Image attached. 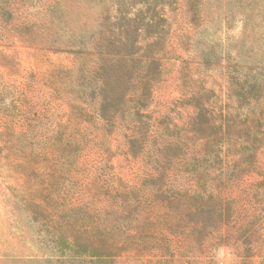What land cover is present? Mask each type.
<instances>
[{
	"label": "rangeland",
	"instance_id": "1",
	"mask_svg": "<svg viewBox=\"0 0 264 264\" xmlns=\"http://www.w3.org/2000/svg\"><path fill=\"white\" fill-rule=\"evenodd\" d=\"M67 39L102 41L116 55L138 40L129 90L150 78L148 98L128 100L110 128L71 111L68 94L79 98L68 70L80 56L62 49ZM237 68L264 85L261 1L0 0V264H97L65 239L104 249L107 264H264V143L221 163L205 144L213 130L191 120L199 97L242 122L261 115L235 95ZM196 154L211 160L196 168ZM208 164L225 170L207 182L212 201L200 211L185 191Z\"/></svg>",
	"mask_w": 264,
	"mask_h": 264
},
{
	"label": "trees",
	"instance_id": "2",
	"mask_svg": "<svg viewBox=\"0 0 264 264\" xmlns=\"http://www.w3.org/2000/svg\"><path fill=\"white\" fill-rule=\"evenodd\" d=\"M257 1H261L264 6V0ZM193 5L195 8L199 9L196 3ZM119 43H121V40H119ZM62 47L64 51L80 56V64L77 65L76 69L68 70L72 81L71 88L74 92L78 93L77 97L79 98H74L71 92L68 94V102L70 103L71 111L75 110L76 112L89 113L91 115L97 114V119L102 120L101 127L103 128H110L118 115L121 114L120 110L128 100L138 105V103H141L144 99L146 100L150 92H152L153 80L150 78L146 79L147 82L144 88L138 87L133 90L132 93H130L129 90V88L135 86L136 82L139 81L141 73V71L135 69L132 65L128 67L131 63H127L131 61H141V59L135 57L139 55L138 53H140L143 48V44H139L138 40L133 42L130 50L120 51L124 53L119 55L113 54L112 51L105 52L102 41L94 45L85 39H67L65 45ZM204 59L208 61L207 57ZM150 60L151 63L157 62V59L154 57ZM126 67H128V71L124 72L123 69ZM237 71L241 76L239 77L240 82L236 84L237 87L234 85L235 95L239 101L243 102L242 104H244V106L249 107V111H253L254 108H259L261 115L258 116L253 114V116H247L243 123L240 121V116L230 112L224 114L222 111L220 115L215 114L213 109H210L208 101H204L203 97H199L197 102L192 104L194 109L191 119L192 125L198 126L200 129L213 130L211 134L205 137V144L206 148H210L215 159L220 160L221 163H224L225 154L230 153V151H237L238 149L246 150L247 145L250 148L257 145L258 150L262 146V143H264V104L260 102V97H262L264 92V85L260 83L259 76L252 75L250 78V75L246 74L244 68H237ZM242 104H240V106H242ZM258 105H261V107ZM91 107H94L95 112H90ZM139 114L140 111L137 110L136 115ZM141 120L142 119L138 117L133 119L132 124L134 127L138 128L141 124ZM237 121H239V124ZM255 128H257L258 131H255ZM139 135V132L135 131L134 128L128 137L132 139L133 142L140 137ZM185 136L186 135L176 138L173 142L178 144L180 146L179 148H182L188 143ZM148 138L149 136L146 137V140ZM240 140L244 142L239 143ZM169 142L168 140L165 144ZM167 150L168 149L162 146L158 154V161L160 164L164 161L162 159L167 157ZM184 152L185 150H182L179 156L170 161L178 164L181 157H187V154ZM198 154L194 157V165L196 168L200 167V165H198L199 163L204 165L211 160V156L205 157ZM255 155L256 153L252 156L254 157ZM233 162H235V160ZM173 165L175 166L176 164ZM209 166L211 165L208 164L207 169L204 168L199 172L202 174L198 173L197 183L200 184L197 186L195 192L193 191L190 193L185 191V194L191 195L194 200L200 203V211H204L207 204L209 203L208 205H210L212 201V197L208 198L206 194L208 191L207 182L217 178V176L221 175V172L225 170L224 164H222L221 168H218V170H210L211 168H209ZM165 167L166 165L161 166V169H164V173L166 172L164 178L167 177L169 173V170H167L169 166L167 168ZM162 191H165L162 195L169 194V190L167 189ZM180 191L176 192L178 198L179 195L182 196V194H184ZM172 196L176 197V195ZM172 196H162V200L171 203ZM62 242L65 244L67 250L73 251L79 255L86 254L91 257H96L95 262L97 264H107L108 261L110 262L114 259V257L107 256V252L102 251L104 249L92 247L78 240L66 241L65 239V241L62 240Z\"/></svg>",
	"mask_w": 264,
	"mask_h": 264
}]
</instances>
